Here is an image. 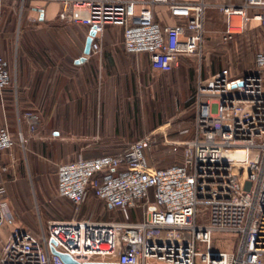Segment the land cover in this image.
Segmentation results:
<instances>
[{
    "label": "built area",
    "instance_id": "2783aa9c",
    "mask_svg": "<svg viewBox=\"0 0 264 264\" xmlns=\"http://www.w3.org/2000/svg\"><path fill=\"white\" fill-rule=\"evenodd\" d=\"M12 1L20 2L19 17L25 1L35 3L29 22L42 21L45 5L55 4L59 22L87 32L94 27L96 37L106 26L121 28L123 49L148 55L152 73L170 72L182 57L201 58L212 7L207 0ZM216 7L225 23L222 39L253 21L264 26V0ZM11 84L10 65L0 54V98ZM24 116L33 129L38 116ZM155 131L119 152L79 155L56 167V193L76 212L91 191L120 219L48 220L34 233L15 223L0 179V264H264V49L241 75L229 67L198 74L192 133L179 163L149 160ZM18 138L23 141L20 130ZM15 145L8 126H0V153ZM224 234L233 236L230 251L213 245Z\"/></svg>",
    "mask_w": 264,
    "mask_h": 264
},
{
    "label": "rangeland",
    "instance_id": "374dc122",
    "mask_svg": "<svg viewBox=\"0 0 264 264\" xmlns=\"http://www.w3.org/2000/svg\"><path fill=\"white\" fill-rule=\"evenodd\" d=\"M1 3L8 5L5 7L8 11L4 13L1 22L4 36L0 54L8 61L12 74V84L6 99L9 104L8 114L14 118L13 126L8 128L16 145L12 150L0 153V179L5 184L8 206L14 213L15 223L39 233L48 220L72 217L120 219L117 211L107 208L91 192H88L77 212L71 202L56 193L57 165L79 156L63 154V146L75 147L82 143V139L75 133V116L72 114L71 120L62 124L44 123L40 118L30 130L28 125L27 128L25 126L24 113L33 109L37 113H43L47 108H25L17 104L20 98L18 85L25 70L27 53L38 52V56L44 61V55H41L44 51L60 52L61 60L62 57L67 59L65 69L73 74L74 65L71 61L78 55L74 37L87 34L86 28L59 22L56 18L58 7L55 4L45 5V17L41 22H29L27 15L33 14L29 11V6L34 2H24L22 17H19L18 11L20 2L2 0ZM206 30V46L200 59L196 56L182 57L173 70L165 73H147L139 65V73L135 71L138 76H132L130 83H126V90L119 96L117 93L115 97L111 117L116 124L128 126L132 135L130 142L143 133L156 130L155 142L148 149L147 155L150 161H157L158 165L180 161L183 142L191 137L193 93L198 74L205 77L215 69L229 67L232 73L241 75L253 67L255 53L264 49V26L261 25H249L245 31L221 39L225 23L222 14L218 12L206 23ZM102 33L115 38L122 36L121 28L116 26H106ZM208 35H212L214 43L207 42ZM142 71L145 72L144 75ZM97 118L101 119V114ZM19 130L22 142L18 138ZM51 130H61L62 134L66 132L67 138L53 136ZM135 135L137 136L134 137ZM135 218L133 215L132 219ZM213 245L216 249L230 251L233 236L217 235L213 239ZM197 264H200L198 259Z\"/></svg>",
    "mask_w": 264,
    "mask_h": 264
},
{
    "label": "crops",
    "instance_id": "0c3cea01",
    "mask_svg": "<svg viewBox=\"0 0 264 264\" xmlns=\"http://www.w3.org/2000/svg\"><path fill=\"white\" fill-rule=\"evenodd\" d=\"M1 1L0 50L3 49L4 36L1 22L4 19V13L8 11L5 8L8 5L5 6ZM207 1L212 4V7L207 9L206 23L219 12L216 5L239 4L243 0ZM169 22L172 20L169 19ZM254 24L259 25L255 21L251 22L250 25ZM208 36L207 42L209 44L214 43L212 35ZM86 37L87 34L74 37L78 55L71 61L74 65L73 74H69L68 70L65 69L67 59L64 60L62 57L61 60L60 52L44 51L41 54L44 55L42 56L44 61H42L38 52L29 51L26 56V66L21 77V83L18 85L20 98L19 101L17 100V104L19 106L47 108L43 113L38 111L39 114L34 109L29 110L37 113L38 121L41 118L44 123L57 122L62 124L66 120L70 121L72 114L75 116V133L77 137L82 139V143H78L75 147L63 146L64 155L93 156L103 153H116L125 149L129 145L132 135L128 126L122 127L116 124L111 117L115 97L117 93L119 96L126 90V83H130L132 76H138L139 65L143 66L147 73L150 71L148 55L126 52L123 49L122 36L115 38L104 33L97 37L94 36L87 54L84 53ZM213 37L218 41L216 36ZM80 57H84V60L76 62ZM216 70L218 69L214 71ZM143 71L142 74L144 75L145 72ZM7 94L8 92L3 98H0V126L7 125L11 128L14 124V118L8 114ZM98 114H101V119L97 118ZM23 119L27 128V118L24 115ZM50 133L53 136L64 138H67L68 134L66 132L62 134L61 130H51Z\"/></svg>",
    "mask_w": 264,
    "mask_h": 264
},
{
    "label": "water",
    "instance_id": "95a60500",
    "mask_svg": "<svg viewBox=\"0 0 264 264\" xmlns=\"http://www.w3.org/2000/svg\"><path fill=\"white\" fill-rule=\"evenodd\" d=\"M94 35H95V29H94V27H91L88 30V34H87L86 41H85L84 53H86V54L89 53L91 41H92V38L94 37ZM83 60H84V57H80L79 59L76 60V62H80V61H83ZM52 250H53L54 253H57L61 257V259L63 261L68 262V263H74V261H72L71 258L68 255L60 253V252H57L53 248H52ZM212 257H217V254L216 253H212ZM89 264H104V263L94 262V263H89Z\"/></svg>",
    "mask_w": 264,
    "mask_h": 264
},
{
    "label": "trees",
    "instance_id": "16d2710c",
    "mask_svg": "<svg viewBox=\"0 0 264 264\" xmlns=\"http://www.w3.org/2000/svg\"><path fill=\"white\" fill-rule=\"evenodd\" d=\"M49 5H51V4H49ZM39 22H41V21H39ZM180 161H175L174 163H179ZM172 164V163H171ZM91 192V191H90ZM92 194V193H91Z\"/></svg>",
    "mask_w": 264,
    "mask_h": 264
}]
</instances>
